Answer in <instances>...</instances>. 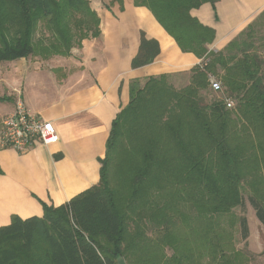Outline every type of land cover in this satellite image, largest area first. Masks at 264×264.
Wrapping results in <instances>:
<instances>
[{
	"label": "trees",
	"instance_id": "trees-1",
	"mask_svg": "<svg viewBox=\"0 0 264 264\" xmlns=\"http://www.w3.org/2000/svg\"><path fill=\"white\" fill-rule=\"evenodd\" d=\"M207 2L215 9L217 0H134L200 63L178 73L188 76L181 87L169 73L130 81L98 182L58 206L39 200L40 216L11 215L0 226V264H156L166 246L171 264H186L194 257L173 232L180 224L185 239L200 241L207 264H240L220 220L243 206L246 185L264 226V58L254 51L251 23L222 50H209L215 31L191 14ZM39 27L46 37L35 38ZM98 34L89 0H0V62L70 56ZM159 51L141 32L131 67ZM210 76L223 97L208 99ZM238 223L245 237V218Z\"/></svg>",
	"mask_w": 264,
	"mask_h": 264
},
{
	"label": "crops",
	"instance_id": "crops-1",
	"mask_svg": "<svg viewBox=\"0 0 264 264\" xmlns=\"http://www.w3.org/2000/svg\"><path fill=\"white\" fill-rule=\"evenodd\" d=\"M91 8L99 34L72 48L64 63L0 62V124L20 98L32 113L52 121L59 136L23 153L0 147V226L13 214L40 216V201L58 206L98 182L111 122L128 103L132 79L186 73L200 63L134 0H92ZM263 11L264 0H217L215 9L207 2L191 14L214 29L208 49L219 51ZM141 32L155 39L160 51L153 62L132 68Z\"/></svg>",
	"mask_w": 264,
	"mask_h": 264
},
{
	"label": "rangeland",
	"instance_id": "rangeland-1",
	"mask_svg": "<svg viewBox=\"0 0 264 264\" xmlns=\"http://www.w3.org/2000/svg\"><path fill=\"white\" fill-rule=\"evenodd\" d=\"M89 4L91 6L92 0L89 1ZM249 33L253 35L254 51L264 58V13L251 23V31H249ZM47 35L48 32L44 28L39 27L35 38L46 37ZM78 48L79 47H73L75 51ZM64 57L68 56L53 55L45 60L40 59L38 56H29L27 58L32 61H40V63L44 65L52 64V66H58L65 60ZM170 81L175 87H181L187 84L188 76L176 74L170 78ZM223 89L222 87V91ZM222 91L215 92L210 90L207 97L208 99H218L223 97L224 94ZM250 190L251 189L246 185L241 187L243 206H237L231 210V213L222 216L220 224L223 230L226 231L224 237L227 238L229 250L231 247L235 255H239L240 264H264V226L257 219L255 211L249 202L248 196L250 195ZM241 217H244L246 220L247 233L245 237L238 223V219ZM179 226L173 232H175L174 234L180 241V244H184L186 250L183 248V251L194 257L193 261H187L186 264H207L208 257L206 255H203V257L198 256L202 251L200 241L193 240L192 238L185 239L186 235L184 232H186V228L182 224ZM172 254L173 249L171 247H164L161 253V259L156 264H164L165 262H167L166 264H171L169 257ZM204 254H206V252Z\"/></svg>",
	"mask_w": 264,
	"mask_h": 264
},
{
	"label": "built area",
	"instance_id": "built-area-1",
	"mask_svg": "<svg viewBox=\"0 0 264 264\" xmlns=\"http://www.w3.org/2000/svg\"><path fill=\"white\" fill-rule=\"evenodd\" d=\"M209 84L211 90H221V84L215 77H209ZM226 106L231 107L232 102L227 100ZM58 139L52 121L32 113L20 98H17L13 110L0 124V147H10L20 153L26 152L36 142L50 145Z\"/></svg>",
	"mask_w": 264,
	"mask_h": 264
},
{
	"label": "water",
	"instance_id": "water-1",
	"mask_svg": "<svg viewBox=\"0 0 264 264\" xmlns=\"http://www.w3.org/2000/svg\"><path fill=\"white\" fill-rule=\"evenodd\" d=\"M117 264H127V263L122 258H118Z\"/></svg>",
	"mask_w": 264,
	"mask_h": 264
}]
</instances>
